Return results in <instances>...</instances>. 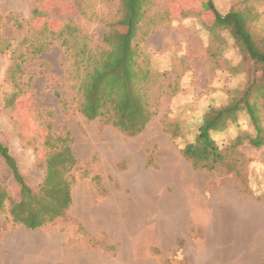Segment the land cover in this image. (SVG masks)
I'll list each match as a JSON object with an SVG mask.
<instances>
[{
  "label": "rangeland",
  "instance_id": "rangeland-1",
  "mask_svg": "<svg viewBox=\"0 0 264 264\" xmlns=\"http://www.w3.org/2000/svg\"><path fill=\"white\" fill-rule=\"evenodd\" d=\"M150 1L142 29L156 23L147 35L156 112L128 136L78 111V48L67 53L55 39L69 23L99 50L119 0H0V140L33 189L46 138L68 132L78 160L66 219L27 229L0 213V264H264V145L241 144L234 171L195 169L181 151L209 107L223 106L229 90L240 96L239 51L211 24L205 0ZM214 4L221 13L252 8L253 33L264 37V0ZM240 130H249L241 110L211 136L224 144ZM0 185L17 198L1 158Z\"/></svg>",
  "mask_w": 264,
  "mask_h": 264
},
{
  "label": "trees",
  "instance_id": "trees-1",
  "mask_svg": "<svg viewBox=\"0 0 264 264\" xmlns=\"http://www.w3.org/2000/svg\"><path fill=\"white\" fill-rule=\"evenodd\" d=\"M150 6V0H119L120 17L115 24L109 25L102 36L103 46L97 51L72 24H63L55 37L67 53L78 48L73 56V66L80 74L72 76L78 111L88 120L98 118L128 136L139 134L156 112L152 101L156 97L152 85L155 74L149 64L147 41V35L156 23H149V31L142 29ZM203 6L210 15L211 24L223 27L231 34L241 56L233 70L244 76L245 87L240 96H236L239 91L229 90L223 106L209 107L194 139L181 151L195 169L216 170L225 165L234 171L236 164L244 160L238 153L241 144L247 142L256 148L264 145V37L253 33L252 23L258 13L252 8L221 13L214 0H205ZM13 24L19 29L22 27L20 21ZM117 25L123 30L117 29ZM45 46L41 44L34 51L42 52ZM10 71L15 69L9 68ZM11 82L15 80L11 79ZM14 95H10L9 105ZM239 110L246 115L249 130H240L226 143L218 144L211 132L225 127ZM45 144L44 177L33 189L24 180L9 148L0 140V158L19 188L17 198L13 199L0 185V213L6 211L13 224L27 229L66 219L71 203L72 171L78 166L71 149V138L67 132L46 138Z\"/></svg>",
  "mask_w": 264,
  "mask_h": 264
},
{
  "label": "crops",
  "instance_id": "crops-1",
  "mask_svg": "<svg viewBox=\"0 0 264 264\" xmlns=\"http://www.w3.org/2000/svg\"><path fill=\"white\" fill-rule=\"evenodd\" d=\"M18 245H19V249H20L21 244L19 243ZM25 257H26V255H25ZM25 257H24V259H25ZM29 260L32 261L31 259H29ZM40 261H42V260H40Z\"/></svg>",
  "mask_w": 264,
  "mask_h": 264
}]
</instances>
